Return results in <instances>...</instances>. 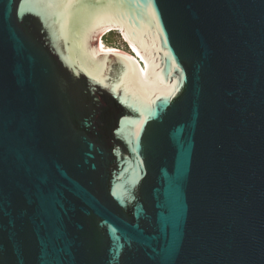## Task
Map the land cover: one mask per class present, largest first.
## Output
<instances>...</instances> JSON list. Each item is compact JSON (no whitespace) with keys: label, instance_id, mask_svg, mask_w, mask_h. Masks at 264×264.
<instances>
[{"label":"water","instance_id":"water-1","mask_svg":"<svg viewBox=\"0 0 264 264\" xmlns=\"http://www.w3.org/2000/svg\"><path fill=\"white\" fill-rule=\"evenodd\" d=\"M0 264H264V0H0Z\"/></svg>","mask_w":264,"mask_h":264},{"label":"bare ground","instance_id":"bare-ground-1","mask_svg":"<svg viewBox=\"0 0 264 264\" xmlns=\"http://www.w3.org/2000/svg\"><path fill=\"white\" fill-rule=\"evenodd\" d=\"M114 28V27H117V26H114V25H111V26H108V28ZM106 28V27H105ZM119 28H121L120 29V32L121 33H123V35H124V38L126 39L127 38V41H129L130 43H131V45L133 46V48L136 50V51H138L139 53H140V55L143 57V59L145 60V62H146V66H145V68L146 69H148V71L150 72L148 75H147V77H148V83H149V85H151V86H153V87H155V88H158V89H164L166 86H163L162 85V82L160 81L161 79H160V77H159V75H158V73H157V70L155 69V66H154V60L153 59H148L147 57H146V55L142 52V50L138 47V45L137 44H134L131 40H130V38L126 35V33L123 31V28L122 27H119ZM101 29H103V28H101ZM101 29H95L87 38H86V41H87V47H89V45H90V42H92L94 39H95V35H96V33L99 31V30H101ZM100 34V33H99ZM94 41H96V40H94ZM93 41V42H94ZM97 42V41H96ZM95 44V43H94ZM116 48V47H115ZM117 49V48H116ZM118 50V49H117ZM119 52H121V53H124V54H126V55H128L129 56V58L133 61V63H135L136 65H138V66H140V67H144L143 65V63L140 61V60H137L135 57H133V56H131V55H129L127 52H125L124 50H121V49H119L118 50Z\"/></svg>","mask_w":264,"mask_h":264},{"label":"rangeland","instance_id":"rangeland-1","mask_svg":"<svg viewBox=\"0 0 264 264\" xmlns=\"http://www.w3.org/2000/svg\"><path fill=\"white\" fill-rule=\"evenodd\" d=\"M95 36L96 37L94 40H96L97 42L93 40L94 42L93 41L90 42L89 47L97 48L99 45H101L104 42V40H103L104 36H107V38L110 41L119 44V45H117L118 47H116L118 50L119 49L124 50L129 55L135 57L137 60H140L144 64L143 65L144 67L146 66V62L143 59V57L140 55V53L138 51H136L133 48V46L131 45V43L129 41H128V43L130 46H128V44H126L127 45L126 47H128V49H129V47H131L132 51L130 49L128 51V49L124 48V46H125L124 41H127V38L125 39L123 33H121L120 31H117L116 28H113V27L112 28H108V27L103 28V29L99 30Z\"/></svg>","mask_w":264,"mask_h":264},{"label":"trees","instance_id":"trees-1","mask_svg":"<svg viewBox=\"0 0 264 264\" xmlns=\"http://www.w3.org/2000/svg\"><path fill=\"white\" fill-rule=\"evenodd\" d=\"M103 40H104V42H110V43H113V46H114V47H118L117 45H119L118 43H114V42L110 41V40L107 38V36H104ZM124 42H125V41H124ZM126 46H127V45H126V42H125V46H124V48L128 49V47H126ZM128 51H129V49H128Z\"/></svg>","mask_w":264,"mask_h":264}]
</instances>
